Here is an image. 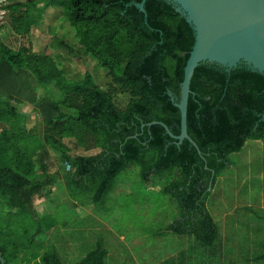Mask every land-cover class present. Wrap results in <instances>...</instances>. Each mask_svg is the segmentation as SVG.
I'll list each match as a JSON object with an SVG mask.
<instances>
[{"label": "trees", "instance_id": "obj_1", "mask_svg": "<svg viewBox=\"0 0 264 264\" xmlns=\"http://www.w3.org/2000/svg\"><path fill=\"white\" fill-rule=\"evenodd\" d=\"M19 1L7 2L5 9L20 34L30 31L39 8L63 7L84 50L76 55L97 60L131 101L119 110L112 94L99 87L90 72L83 79L68 81L52 57L0 43V202L31 220L36 200L45 198L44 190L50 185L48 166L37 169L34 149L19 146L26 119L16 104L24 101L36 105L42 116L43 147L71 166L72 184L92 194L96 209H101L118 177L131 165L140 167L145 184L166 176L169 183L163 192L177 202L180 215L162 232L193 238L209 257L218 256L224 238L208 201L218 177L232 165L230 156L241 152L248 141L264 142V76L242 66L228 71L202 64L196 69L188 133L200 156L189 141L178 146L161 125H151L163 123L174 135L181 133L176 105L196 37L173 4L147 0L145 15L136 7L143 0ZM52 82H57L61 100L38 101L36 88ZM65 139H75L85 151L99 153L73 156ZM6 218L9 215L4 218L0 213V256L11 264L17 256L12 251L21 248L4 234L12 226L6 225ZM108 255L101 239L78 264H106ZM40 260L63 264L55 249Z\"/></svg>", "mask_w": 264, "mask_h": 264}, {"label": "rangeland", "instance_id": "obj_2", "mask_svg": "<svg viewBox=\"0 0 264 264\" xmlns=\"http://www.w3.org/2000/svg\"><path fill=\"white\" fill-rule=\"evenodd\" d=\"M8 4H0V43L16 51L24 48L35 54L52 57L62 77L68 81L83 79L85 74L90 72L99 87L112 94L119 110L127 108L131 101L130 95L121 91L108 76L106 69L90 56L76 55L84 50L79 45L78 31L66 17L63 7L39 8L34 12L30 31L20 34L16 30L18 25L13 21V15L5 9ZM36 95L38 101L45 98L59 101L62 98L57 82L38 86ZM16 106L20 114L27 118L26 125L31 130L29 133L44 138L46 127L37 106L24 101ZM64 142L73 156H90L99 152L97 149L85 151L77 145L75 139H65ZM30 144L37 143L34 141ZM50 159L57 164V170H64L61 175L67 188L69 187V194L85 203L80 209L77 206V210H71V205L60 207L61 214L57 218L59 227L52 233L57 241H51L52 244L33 238L32 232L25 228L30 224L28 219L16 221L10 216L6 218V225L13 220L18 226L15 230L13 227H7L4 234L12 237L21 248L19 252L12 251L17 256L11 264H41L40 256L52 249L58 251L63 264H78L95 249L101 239L110 254L106 264H264V257L258 259L264 255L262 141H248L241 152L230 156L232 165L220 174L209 198L208 210L214 222L223 230L225 238L224 247L216 257H209L204 247L197 244L193 238L162 232L180 215L177 202L163 192L169 179L163 176L145 184L140 176L141 169L137 165H131L118 177L101 209L94 208L97 211L90 226L95 229L87 231L88 234L85 231L77 232L75 229L78 228V223L83 222L80 219H84L83 216L88 215L94 207L92 194L85 193L82 188H75L71 180V168H66L67 164L59 161L60 156H52ZM53 168L54 165H49L50 172ZM49 195L52 193L46 194V203L41 210L52 212L55 207L50 204ZM66 224L69 225L66 228L68 232L63 235L62 229H65ZM81 226L84 227L83 224ZM71 235L76 240L84 235L82 240H79L80 246L63 243V240ZM121 239L127 245H124ZM35 256L38 258L35 259Z\"/></svg>", "mask_w": 264, "mask_h": 264}, {"label": "water", "instance_id": "obj_3", "mask_svg": "<svg viewBox=\"0 0 264 264\" xmlns=\"http://www.w3.org/2000/svg\"><path fill=\"white\" fill-rule=\"evenodd\" d=\"M12 0H0V4ZM174 5L195 31V44L187 60L181 99L176 105L181 116V133L174 135L163 123L166 133L178 146L185 140L202 153L188 133V107L193 95L191 85L202 64L218 65L228 71L245 67L264 76V0H166ZM147 0L136 4L146 15ZM212 190V188H210ZM1 264H6L0 256Z\"/></svg>", "mask_w": 264, "mask_h": 264}, {"label": "crops", "instance_id": "obj_4", "mask_svg": "<svg viewBox=\"0 0 264 264\" xmlns=\"http://www.w3.org/2000/svg\"><path fill=\"white\" fill-rule=\"evenodd\" d=\"M22 116H24V115H22ZM25 119L27 121L26 117H25ZM24 129H25V132L23 131L21 134V141H20L19 146L23 150L24 149L25 150L34 149V163L37 166V169L41 165L48 166V176L50 178L48 180V182L50 185H48L45 188L44 194L46 196V194L52 193V195H49L48 199L50 200V204L54 205L55 209L52 212H48L46 210L45 211L41 210L43 208L44 204L46 203L45 202L46 198H45L43 200H39V199L36 200V203L34 205V212H32V217H31L32 219L31 220L29 219L28 216H25V215L22 216L21 215L22 213L20 212V210L15 209V210L11 211L10 207L7 204L2 203V202H0V210H1L0 213L2 214V217L5 218L7 215H9L11 218H15L16 221L17 220L19 221L20 219H23V220L28 219L29 220L28 223H30V224L27 225L25 228L28 231L32 232L33 238L34 239H37V238L42 239V240H45L48 243L52 244L51 241H57V238L55 236L53 237L52 233L59 227V226H57V218L61 214L60 207L63 205H71V210H75V209L77 210V206H79V209H80L84 205L85 201H79L80 199L78 200V197L71 196L69 194L66 183L64 182L63 177L61 175V173L64 170L63 171L57 170V164H54V160L50 159L52 156H60V155L58 153L53 152L50 148L45 149L42 145L44 138H40L41 136L31 135V133H29V131H31V130H30L28 125L25 124ZM34 141H36L37 144H35V145L30 144V142H34ZM33 146H34V148H33ZM98 153H96V154H98ZM96 154H93V155H96ZM40 156H41V158H40ZM59 161L60 162L62 161L61 158ZM49 165H54V168L51 170V172L49 171ZM59 165H60V163L58 164V166ZM61 166H62V164H61ZM73 199H75V201H73ZM73 205H74V207H73ZM94 208L95 207L92 208V210L90 211V213L88 215L86 214L85 216H83L84 219H80L78 217V219H80L83 222L78 223L79 224L78 228L75 229L77 232L81 233V232L85 231L86 234H88L87 231L95 229L92 226H90L92 224L91 219L96 215V211H97V210H94ZM82 224L84 225V227L81 226ZM86 224L88 225V227H85ZM8 225H10V226L12 225L11 227H13L14 229H16V227L18 226V224L16 222H14L13 220ZM52 225H55V226L51 227ZM68 226L66 224V226L64 227L65 229H62V231H63L62 233H64L63 235H65V233L68 232L66 230V228H68ZM70 230L72 231V229H70ZM221 231L223 232L222 229H221ZM60 235H62V234L60 233ZM83 236H81L79 239L76 240V239H73L72 235H71L70 237L65 238L63 240V243L65 245L67 244L69 246H74V245L80 246L78 243H79V240H82ZM120 241H122V243H125L124 245H127L124 240L121 239ZM223 247H224V244H223Z\"/></svg>", "mask_w": 264, "mask_h": 264}, {"label": "built area", "instance_id": "obj_5", "mask_svg": "<svg viewBox=\"0 0 264 264\" xmlns=\"http://www.w3.org/2000/svg\"><path fill=\"white\" fill-rule=\"evenodd\" d=\"M67 166H68L67 168H69V169L71 168V166L69 164H67Z\"/></svg>", "mask_w": 264, "mask_h": 264}]
</instances>
